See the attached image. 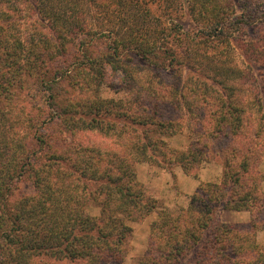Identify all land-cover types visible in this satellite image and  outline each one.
I'll list each match as a JSON object with an SVG mask.
<instances>
[{"label": "trees", "instance_id": "16d2710c", "mask_svg": "<svg viewBox=\"0 0 264 264\" xmlns=\"http://www.w3.org/2000/svg\"><path fill=\"white\" fill-rule=\"evenodd\" d=\"M157 2L165 10L159 16L150 8ZM186 4L0 0V16L10 23L0 30V51L5 48L11 66L24 63L29 65L24 72L36 74L38 92L31 99L44 101L37 119L43 132L36 139L40 155L33 156L47 158L31 175L35 195L24 202L11 206L6 197L11 188L0 185V264H125L134 232L128 223H141L155 212L149 247L134 264H264V247L255 244L251 230L216 221L220 209L264 218L258 171L264 107L255 76L236 64L202 65L190 58L191 51L182 49L189 36L179 18L186 6L199 37L204 34L212 49L237 42L233 35L248 24L236 15L234 0ZM197 36L191 41L198 42ZM102 41V53L94 56L91 47ZM185 68H199L198 79L184 74ZM109 71L128 92L120 101L100 96ZM66 79L89 85L91 98L60 101L56 88ZM46 93L53 105L46 104ZM160 109L179 114V121L161 117ZM52 125L62 126L72 140L64 138L65 147L61 143L50 156L46 130ZM125 128L143 133L134 136ZM186 129L192 140L183 151L148 134L172 138ZM78 131L100 132L105 141L77 144ZM28 159L22 168L29 167ZM213 161L223 164L220 182L200 183L187 208L161 207L138 179L140 163L176 165L197 178L203 164ZM90 203L100 208L99 216L87 212ZM256 221L252 230L261 224Z\"/></svg>", "mask_w": 264, "mask_h": 264}, {"label": "rangeland", "instance_id": "374dc122", "mask_svg": "<svg viewBox=\"0 0 264 264\" xmlns=\"http://www.w3.org/2000/svg\"><path fill=\"white\" fill-rule=\"evenodd\" d=\"M182 1L184 5H187L186 3L189 2V0ZM234 2L237 7L236 15L238 18L245 16L246 23L248 24V26H244V29H242L240 33L233 35V38L235 37L237 42L212 49L210 42L204 34L199 37L198 25L189 15L188 9L185 6L184 11L181 12L179 23L184 33L187 34L189 38H186V42L182 46V49L185 53H188L190 50L191 52H189V54H191V56L189 57L202 65L209 64L208 61L215 60L214 63L228 62L238 65L240 69L247 72H252L253 76H255L254 80L256 79L258 85L255 91L260 94L264 107V0H234ZM161 3L162 2L150 4L151 11L155 16H159L160 13L165 11L164 5L161 6ZM0 13H2V11H0ZM5 20L4 17L0 16L1 31L3 25H10V23H6ZM0 34H2V32ZM196 34L198 35V42H192L191 39ZM103 44L104 42L102 41V43H97L95 47H91L94 51V56H98L99 53H102L101 49L105 47ZM2 49L3 51H0V185H6V188H11L6 197L8 198L9 204L13 206L24 202L25 198L35 195L31 175L38 168L42 167L41 164L47 162V158L41 156L39 158L40 151H37V148L40 149V145L36 140L39 134L43 132L39 130L37 119L38 114L41 112L38 105L39 103H44V101H40L39 97H36L35 100L31 99L38 92V85L36 83L38 80L34 70L28 73L24 72L22 69L24 67H29V65L24 63L19 66H11V59L9 62L6 60L7 51H5L4 47ZM197 50L198 53L196 52ZM79 52L82 56L81 51ZM59 65H61V62ZM201 68L204 69L203 66ZM198 72H200L199 68H195V71H189L185 68L184 74H190L192 78H196ZM80 80H82V78L78 76L76 81L79 82ZM76 81L75 79H66L62 87L56 88L57 93H59L60 101L67 103L79 101V99L91 98L92 92L88 90L89 85L80 87L76 84ZM122 85L120 76L109 71L104 84L100 88V96L103 99L120 101L128 93L124 90ZM73 88L75 90H72ZM198 92L200 93L202 91L198 90ZM44 99L47 105L48 102L53 105L49 93H46ZM159 112L161 117L179 121V114L178 116H173L170 111L164 109H160ZM50 113H54L52 109ZM87 119H91V117H87ZM29 120H34L35 124L29 125L27 123ZM62 129L63 127L60 125L47 127L46 138H49V143L52 146L49 148L47 147L48 149H46V152L48 151L50 156L60 150L61 143H63L61 147H65L63 142L64 138L67 143H71V135L64 133ZM60 131H62V135ZM125 131L129 134L133 133L134 136H140L143 133L142 129L132 132L130 128H125ZM148 134H152L153 137H156L155 139L162 138L163 141L167 142L173 149L178 151L185 150L192 140V133L187 129L182 134L172 138L162 137L159 135V131H151ZM101 141H105V137L97 131H78L76 135V143L83 146L98 145ZM33 153L39 154L38 157L33 156ZM28 156H30V160L28 159L29 167L22 168ZM208 169H211L209 173H211L213 177L215 173H220L223 176V164L221 161L205 163L201 167V171H206ZM175 170L182 171L181 167L176 165H172L171 167H164L162 164L151 165L149 163H140L137 165L139 181L144 185L147 195L156 199L161 207L172 211L184 207L187 208L189 204L188 198L186 199V195L180 190L178 179H174L172 176ZM258 171L263 178L262 181L260 180V186L264 192V158L258 165ZM202 173L204 174L205 172ZM156 178L160 179L165 186L162 191L163 200L160 199V192L154 186V182H152L153 184L150 183L151 180L155 181ZM165 203H168L170 206H167ZM87 212L92 216H99L100 208L90 203L87 207ZM152 216L158 219V212L153 213L151 217ZM148 218L141 223H128L134 232L129 241V250L125 264L136 263L137 260L146 253L149 247L151 226L154 223L153 222L149 226ZM150 219L149 221H151ZM216 221L235 225L240 230H251L252 234H249V236H255V244L264 247V218L260 220L257 218L256 221L252 220L250 212H233L220 209L217 211ZM252 221H259L261 224H257V228L252 230L250 228V223Z\"/></svg>", "mask_w": 264, "mask_h": 264}, {"label": "crops", "instance_id": "0c3cea01", "mask_svg": "<svg viewBox=\"0 0 264 264\" xmlns=\"http://www.w3.org/2000/svg\"><path fill=\"white\" fill-rule=\"evenodd\" d=\"M202 172H205V173L203 174ZM209 172H211V169H208L206 171H201V169H200L198 177L195 178L193 176L186 174L183 170L182 171L175 170L174 174L176 176V179H178L180 190L183 192L184 195H186L185 198L186 199L188 198L189 202H190V199L193 196V194L198 189L200 183H218V182H220V180L222 178V175L220 173H215L214 177H213V175ZM220 176H221V178H220ZM138 179H139V175H138ZM152 182H154V186L160 192V194H159L160 199L163 200L164 197L162 195V191L165 187L164 184L158 178H156L155 181H152V180L150 181V183H152ZM165 204L167 206H170L168 203H165ZM184 208H186V207H184ZM150 218H152V219H150ZM149 219L151 221H149ZM156 220H157L156 218H154L153 216L151 217V215H150L148 218L149 226L153 222H155Z\"/></svg>", "mask_w": 264, "mask_h": 264}]
</instances>
